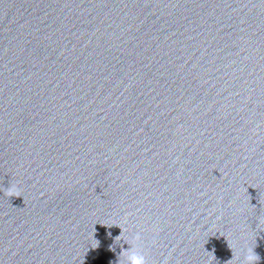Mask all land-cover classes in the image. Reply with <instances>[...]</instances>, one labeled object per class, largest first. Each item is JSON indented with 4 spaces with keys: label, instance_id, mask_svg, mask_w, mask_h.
I'll use <instances>...</instances> for the list:
<instances>
[{
    "label": "clouds",
    "instance_id": "1",
    "mask_svg": "<svg viewBox=\"0 0 264 264\" xmlns=\"http://www.w3.org/2000/svg\"><path fill=\"white\" fill-rule=\"evenodd\" d=\"M135 239H136V240H140V236H139V234H137V235L135 236ZM128 264H147V261H146V259H145V256H144L143 253L141 252V253H138V254L132 256V257L130 258V260L128 261Z\"/></svg>",
    "mask_w": 264,
    "mask_h": 264
}]
</instances>
